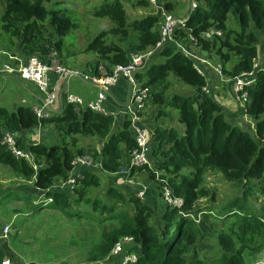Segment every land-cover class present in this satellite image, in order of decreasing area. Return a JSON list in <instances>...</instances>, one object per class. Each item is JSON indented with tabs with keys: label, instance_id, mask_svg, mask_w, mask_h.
<instances>
[{
	"label": "trees",
	"instance_id": "1",
	"mask_svg": "<svg viewBox=\"0 0 264 264\" xmlns=\"http://www.w3.org/2000/svg\"><path fill=\"white\" fill-rule=\"evenodd\" d=\"M45 1L53 0H0L5 4L0 16L2 51L23 60L37 56L46 61L54 50L62 63L68 65L65 60L71 55L65 38L80 24L67 10L48 9ZM160 2L168 12L175 9L174 0ZM197 2L185 27L177 28L175 40L189 46L190 36L195 38L196 49L215 55L224 75L231 80L250 72L254 60L264 54V0ZM140 6L157 9L145 0L134 3V7ZM94 15L109 18L113 24L83 49L96 53L94 72L99 63L108 70L115 65H127L131 53H144L160 39L158 9L130 20L121 0H106ZM230 17L238 29L229 26ZM47 21L52 31H47ZM210 28L219 29L223 36L203 38ZM160 59L163 61L159 62ZM194 63L171 43L155 53L136 75L137 81L151 90L149 99L159 108L156 119L168 116L167 109L173 108L178 111L179 122L185 125L182 134L173 127L162 126L153 132L150 165L131 172L133 180L136 174L148 175L144 199L136 196L139 189L133 185H116L118 173L128 165L137 146L130 117L125 116L117 125L115 116H103L87 108L78 110L67 104L61 112L55 111L42 121L31 106L15 110L0 107V163L11 169V177L32 184L35 193L28 199L26 193L18 197L9 190L0 200H20L26 213L47 211L48 207L67 217H85L91 226L101 228L99 241L87 252L88 264H101L124 237L133 238V242L120 255L109 259L116 264H121L123 257L131 253L138 257L134 264H204L201 259H190L196 253V244L210 234L209 229L202 228L201 220L197 221L198 216L203 214L205 222L212 217L221 218L212 209L203 212L197 206L202 199H215V193L210 194L205 187L207 173H221L227 181L243 188L244 194L235 198L233 208L223 214L228 231L217 236L218 264H247V257H252L250 262H254L264 255V202L258 210L247 203L254 191L264 196V72L258 73L257 82L248 88L249 101L235 114L220 104L214 92L203 90L209 82L194 68ZM170 76L191 86L193 93L168 96ZM240 115L249 116L255 122L254 127L236 124ZM40 124L52 126L62 140L51 144L30 141L28 134L35 132ZM6 132L18 134L19 147L29 151L33 161L16 158L2 145ZM79 135L96 138L100 149L96 145H80ZM78 156L97 166L81 168L83 178L70 190L62 184L69 179L72 162ZM44 164L45 169L36 179L37 168ZM106 174L109 180L104 185L102 176ZM58 182L62 184L57 186ZM164 186L183 199L180 209L166 204Z\"/></svg>",
	"mask_w": 264,
	"mask_h": 264
},
{
	"label": "rangeland",
	"instance_id": "2",
	"mask_svg": "<svg viewBox=\"0 0 264 264\" xmlns=\"http://www.w3.org/2000/svg\"><path fill=\"white\" fill-rule=\"evenodd\" d=\"M175 1L176 0H174V2ZM105 2L106 0H53L51 3L45 1V5L48 9L54 8L67 10L74 21L80 24V27L77 30H73L65 38L67 49L69 51L68 53L71 55L67 56L65 61L73 69H77L80 72H83L82 70L85 69V65L83 64L93 59L96 55L93 51H84L83 49L88 46L89 42L95 38L97 34L103 30H109L113 25L109 18H97L94 15L95 10ZM122 2L130 20L140 18L151 11H154V13L157 11V9L154 8L152 10V7H134V4H131L129 0H122ZM4 5L0 2V16L5 11ZM190 5L191 0H182L172 13L176 16L178 14V16L184 17L189 11ZM232 19L233 18L231 17L229 18V26L232 25V28L236 30L237 24L234 20L232 21ZM46 29L48 32L52 31V26L49 21L46 23ZM262 44L264 46V42H262ZM0 47L1 49L3 48L1 44ZM193 50L198 56H200L199 58L208 61L211 66H215L218 61V58L215 55H211L196 48H193ZM157 60L158 58L155 59V61ZM161 61L163 60L160 59L159 62ZM1 79L2 78H0V80ZM3 79H7V82L2 83L0 81V107L2 106L15 110L14 103H19L20 94L22 92L19 90V85L17 86L16 82H14L15 79H11L7 76ZM9 79L11 81H9ZM169 80L170 83L167 91L168 96L173 93L182 95L192 94L193 88L183 83L179 78L170 76ZM211 83L213 88L215 86L219 87V89L214 88V91L217 92H214V94L215 96L217 95L216 97L218 99L219 97H222V100L226 98L230 99L232 97L231 90L227 86L228 83L222 82L217 78H214L213 81L209 82L210 86ZM146 104L149 105L144 110L149 111L150 113L154 112V116H158L159 108H157V105H155L151 99H149ZM235 107L237 108L231 110L237 114V112L240 111V106ZM167 111L169 113L168 117H161L163 121L162 127H173L182 134L185 130V125L179 122L178 111L173 108H169ZM236 124L248 128L254 127L255 122L247 115L242 117L240 115V117L238 116L236 119ZM44 127L45 130H42V133H45L42 137L44 143L51 144L62 140V137H60L53 128L51 129L49 125H44ZM40 129L41 127L38 128V130ZM150 129L152 134L154 130H152V128ZM78 138L80 145H99L96 138L84 135H79ZM12 174L13 173L9 167L0 163V198H2V194L10 190V193L18 197L24 196L23 193H26L25 195L28 199H32L35 195L34 191H32L34 189L32 187L33 185L11 177ZM102 177L104 179L103 184L107 185L109 180L107 174ZM147 180L148 175H142V177L138 176L133 180V186L136 189H139L137 193L143 189L147 192ZM205 187H207L210 194L215 193V199H202L198 203L197 208L203 212L212 209L215 213L217 212L218 217L221 219H214L212 217L208 222H205L203 221V214L198 216V222L201 220V225H203L202 228L209 229L210 234L209 237H205L204 240L199 241L196 244V253L193 252L190 259H201L204 261V264H218L217 258L220 256V249L217 246V236L221 232L228 231V222L222 220L223 214H227L228 211L233 208V201L235 198L244 194V189L227 181L221 173L215 172L207 173ZM8 197L9 195H6L5 198L8 199ZM13 199L14 198H11L8 202L0 200V248L7 252L11 251L9 254L11 264H88L89 255L87 252H89L94 244L99 241L101 228L91 226L89 224L90 222L85 219V217H67L62 215L61 212L56 210L53 211L48 207L47 211L43 210L42 212V210H38L33 213L28 211L29 214L24 211L23 206L25 204L22 201H14ZM263 202L264 196L261 194L259 195V192L254 191L248 196L247 203L253 206L256 210L263 206ZM155 223H157V219ZM8 224H11V231L6 238H3V230ZM263 257L264 255L258 256L254 262H250L252 257H247V264H264ZM101 264L116 263L111 260H103Z\"/></svg>",
	"mask_w": 264,
	"mask_h": 264
},
{
	"label": "built area",
	"instance_id": "3",
	"mask_svg": "<svg viewBox=\"0 0 264 264\" xmlns=\"http://www.w3.org/2000/svg\"><path fill=\"white\" fill-rule=\"evenodd\" d=\"M145 1L156 7L161 14L160 39L153 48L144 53H131L130 62L127 65H115L111 70H108L102 63H99L95 72L84 73L62 63L54 50L48 54L46 61L41 60L37 56H31L27 60H23L20 56H12L0 50V57H5V60H0V76L12 75L22 80L29 81L44 95L42 104L32 107L33 112L40 121L49 119L54 112L55 105L59 99L60 86L57 82L60 79L69 80L71 78H80L83 81L96 85L99 90L98 95L96 99L89 102L86 107H84L85 103L83 98L74 94H68L66 96V103L68 105H73L78 110L87 108L103 116L115 115L104 106L111 89L120 79H124L129 83L130 96L127 105L124 107L123 114L130 117L131 130L137 146L130 155L128 165L123 167L118 173V178L116 179V185L118 186L125 184L133 185L134 181L133 178H131L132 170L150 164L148 156L151 152L152 134L149 128L142 122V113L150 98L151 90L149 87H143L141 83L137 81L136 75L150 63L153 55L162 50L165 45L174 43L183 54L192 58L195 61L194 68L199 74L207 77L208 82H211L210 79L215 77L222 82L228 83L227 86L231 88L232 99L236 106H240L239 108L245 107L246 103L249 101L248 88L257 82L258 73L264 72V54L261 53L260 56L254 60L253 69L250 72L242 73L231 80L224 75L223 68L219 63H216L215 66H211L208 61L199 58L200 56L193 50V48H197L198 45V41L195 38L190 36L189 46L178 43L175 40L177 28L185 27L187 19L197 8V0H191L190 12L186 17H179L172 12H168L165 10L160 0ZM202 36L205 39L211 40L215 37H222L223 33L217 28H210L205 31ZM53 78H56L55 83L52 81ZM203 90L207 93L211 92L209 85L204 87ZM41 125L42 124H40V127ZM2 145H4L16 158L33 161L31 153L19 147L18 134L6 132L2 138ZM90 166L91 161L86 157H76L72 162L70 177L62 186H67L70 190H74L78 185L79 179L83 178L79 168ZM145 194L146 190L143 189L139 191L136 196L143 199ZM163 197L166 204L172 208L180 209L184 203L183 199L175 196L168 186L163 187ZM10 231L11 225L8 224L3 230V238H6ZM132 242L133 238L131 237H124L121 239L114 245L106 260L120 255L124 248ZM137 261V255L131 253L123 257L121 264H134ZM1 264H11V260L9 258H4Z\"/></svg>",
	"mask_w": 264,
	"mask_h": 264
},
{
	"label": "crops",
	"instance_id": "4",
	"mask_svg": "<svg viewBox=\"0 0 264 264\" xmlns=\"http://www.w3.org/2000/svg\"><path fill=\"white\" fill-rule=\"evenodd\" d=\"M129 1L131 2V4H134L136 2V0H129ZM180 1H182V0H176L174 2L175 3L174 8H176V6L179 4ZM121 2H122V0H121ZM180 8H181V6H180ZM0 50H2L1 47H0ZM0 60H5V57H0ZM96 63H97V57L95 55V57L93 59H91L90 61L83 64V65H85V69L82 71L84 73H93L94 72L93 67H94V65H96ZM6 76L11 78V79H15L14 82H16L17 86L19 85V90L22 92L20 94L19 103H14L15 109H17L20 106L34 107V106H38V105L40 106L42 104V102L44 100V95L37 89V87L33 83H31L29 81L22 80L19 77L12 76V75L0 76V78H2L0 80L2 83L7 82V79H3ZM214 78L215 77H212L211 81H213ZM9 81H11V80L9 79ZM52 81H53V83H55L56 78H53ZM57 83L60 86L59 99H58V102L55 105V109H54V112L56 111L57 113L61 112L63 107H65L67 105L66 96L68 94H74V95H78V96L82 97L84 100V103H85L84 107H86V105L89 102L94 101L96 99L98 92H99L98 87L96 85H93L89 82L83 81L80 78H71L69 80L60 79ZM209 87L211 88V91L215 92V93H217V92L214 91V88L219 89L218 86H215L213 88L212 83H211V86L209 85ZM129 96H130V85H129V83L124 79H120V81L111 89V92L108 95V98L104 104V106L109 111H111L115 114L114 116L118 120V124H121L122 120L125 117V115L123 114V110H124V107L127 105ZM222 99H223L222 97H219L218 100H219V102H221L220 104L222 106L229 108V109H227L228 111L232 112L231 109L237 108V107H235L236 105L233 102L232 97L230 99L229 98H226L224 100H222ZM220 100H222V101H220ZM148 105L146 104L145 109L148 107ZM81 109H84V108H81ZM232 113H234V112H232ZM156 117H157V115L154 116V112L150 113L149 111L144 110L142 113V122L146 127L149 128V130H151L150 128H152V130L155 131L157 126H163L162 118L160 117L159 119H156ZM163 117H168V116H163ZM50 128L52 129V126H50ZM165 128H172V127H165ZM42 130H45V127L43 125L41 126V129L40 130L37 129L35 131V133L30 132L28 134L27 138L30 141L44 142V140L42 141V137L45 133L44 132L42 133ZM40 131H41V134H40ZM152 140H153V136H152ZM99 146L100 145H97L98 149H99ZM96 166H97V164L95 162L91 161V166L89 168L96 167ZM81 168H83V167H81ZM81 168H79V171H82ZM138 176L139 175H136V177H138ZM61 184H62L61 182H58L57 186H60ZM17 201H20V200H17ZM10 253H11V251L7 252L6 250H3L0 248V262L4 258H7V257L9 258Z\"/></svg>",
	"mask_w": 264,
	"mask_h": 264
},
{
	"label": "water",
	"instance_id": "5",
	"mask_svg": "<svg viewBox=\"0 0 264 264\" xmlns=\"http://www.w3.org/2000/svg\"><path fill=\"white\" fill-rule=\"evenodd\" d=\"M195 108H198V106H197V105H195ZM99 149H100V146H99ZM45 167H46V164H44V165H42V166H40V167H38V168H37V175H36V179H38V178H39L41 171H42V170H44V169H45Z\"/></svg>",
	"mask_w": 264,
	"mask_h": 264
},
{
	"label": "clouds",
	"instance_id": "6",
	"mask_svg": "<svg viewBox=\"0 0 264 264\" xmlns=\"http://www.w3.org/2000/svg\"><path fill=\"white\" fill-rule=\"evenodd\" d=\"M191 7V6H190ZM189 12H190V8H189V11L185 14V16L184 17H186L188 14H189ZM192 15V14H191ZM178 16V15H177ZM180 17V16H179ZM35 142H37V141H35Z\"/></svg>",
	"mask_w": 264,
	"mask_h": 264
}]
</instances>
